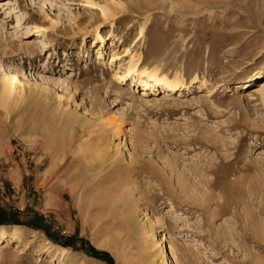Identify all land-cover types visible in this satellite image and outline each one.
Returning a JSON list of instances; mask_svg holds the SVG:
<instances>
[{
  "label": "rangeland",
  "instance_id": "374dc122",
  "mask_svg": "<svg viewBox=\"0 0 264 264\" xmlns=\"http://www.w3.org/2000/svg\"><path fill=\"white\" fill-rule=\"evenodd\" d=\"M138 56L182 86L142 96ZM13 76L0 208L31 227L0 264H264V0H0V95Z\"/></svg>",
  "mask_w": 264,
  "mask_h": 264
},
{
  "label": "bare ground",
  "instance_id": "6f19581e",
  "mask_svg": "<svg viewBox=\"0 0 264 264\" xmlns=\"http://www.w3.org/2000/svg\"><path fill=\"white\" fill-rule=\"evenodd\" d=\"M103 14L105 16H107L109 13L104 10ZM143 34H144V28H142L141 31H140V35L142 36ZM97 38L101 42H103V38L100 35H98ZM140 60H141V56H138V57L133 58L131 60V62H130L131 64L128 67V69L126 71V74H125L126 76L122 77V81H125V79H127L129 77H134L136 75L134 77V79H136V78L141 79V85L143 86L142 96L150 95L149 94L150 90H153L154 93L157 92V90H156L157 87H160L159 89H161L163 91V93L165 94V93L170 92V91H176L178 88H180L182 86L183 82L178 77H176L174 80L169 81L165 76L160 77L159 74H158V71H156V70L155 71H151V72L147 71L146 69L145 70H141L139 68ZM261 73L260 72H256L254 77L257 76V75H262ZM252 77L253 76H250V78H252ZM19 83H20L19 77L18 76H13V77L7 79L4 82V84H3L1 95H0V100H1V106L4 109H6L7 111H8V108H9V104H10V102L12 100L13 94H14V89L16 88V86ZM262 91H264V82H262L261 87L256 92H262ZM167 94H169V93H167ZM151 95H153V94H151ZM115 121H116L115 127L121 131L123 129L122 128V125H123L122 122L118 118H115ZM60 150H62V149H59L58 151L61 152ZM64 154H65V156L62 158L63 160L66 157V152ZM105 155H103L101 157H104ZM54 158H56V157H53V159ZM84 160H85V163H86V165H87L89 170H92V169L93 170H97L100 174L103 172V165H104L103 162L98 163L99 165H97L95 167L94 164H93V161L88 159V157L85 158ZM79 183H81V182H79ZM105 184H106L105 189L100 191L98 193V195L94 198L95 203L98 204V206H101V207L102 206H107V204L108 205H112V204L116 205V203L119 204V202L124 201V199L126 198V192L129 190V188H128L129 185H127V183L125 181V177L122 176L120 183L117 184L116 186H112L111 184H109V181L108 182L107 181L104 182V185ZM101 185H102L101 183L97 182V187H99ZM78 186H79V184H78ZM76 190H77V187L75 186V188H72V191L70 190L72 193L70 191L69 192L71 194H73V196H75L77 194ZM78 199L80 200V203L83 202V200H84V198H83V189H82L81 195L78 196ZM126 202H127V200H126ZM94 207H97V206H94ZM128 208H130V207H128ZM129 210L131 212L134 211V207H131ZM108 212H105L104 214H106V216L99 217L98 218V222H96V226L101 228L102 231L106 234V236H108L113 231L117 234V232L119 231V228H120V222L118 221V219L120 218L119 214L116 215L117 217L115 215L110 217L109 214H111V213H108ZM131 215H133V214H131ZM122 217H124V216H122ZM125 218H126V216L124 217V219ZM131 219H129V220H131ZM105 221H107V222L109 221V223H110L109 227H105L104 226V222ZM125 226H126V224H125ZM119 235H120V233H119ZM21 236H22V231L20 229H18V228H14L11 231H8V230L2 228V229H0V245H3L4 247H6V246L10 245L12 242L20 240ZM110 236H111V234H110ZM112 238L115 239V241L117 240V237L116 238L112 237ZM155 245L156 244H154V246ZM156 246H158V245H156ZM68 253H69V251L67 249L61 248V247H59V248L56 247V251H55V254H54L53 258L62 260V259H65L64 257ZM163 253H164L165 257H167L168 251L165 250V251H163ZM150 263L151 264H155L154 258H153L152 262H150Z\"/></svg>",
  "mask_w": 264,
  "mask_h": 264
},
{
  "label": "crops",
  "instance_id": "0c3cea01",
  "mask_svg": "<svg viewBox=\"0 0 264 264\" xmlns=\"http://www.w3.org/2000/svg\"><path fill=\"white\" fill-rule=\"evenodd\" d=\"M8 226H14L12 227V229L18 228L21 231L22 229L20 227H22L23 229L24 228L28 229L29 227H31L28 222H25L23 218L20 215H18L17 212L10 211L7 208H2V209L0 208V228H5L6 230H8V228H6Z\"/></svg>",
  "mask_w": 264,
  "mask_h": 264
}]
</instances>
